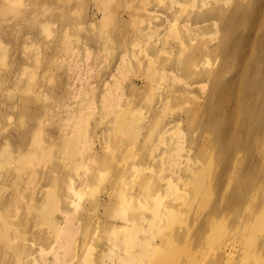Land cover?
I'll use <instances>...</instances> for the list:
<instances>
[{"label": "rangeland", "instance_id": "374dc122", "mask_svg": "<svg viewBox=\"0 0 264 264\" xmlns=\"http://www.w3.org/2000/svg\"><path fill=\"white\" fill-rule=\"evenodd\" d=\"M234 1L0 5V201L13 193L21 199L9 210L0 202V264H158L156 253L181 243L184 252L196 248L207 217L232 246L221 264L239 259L247 237L233 233L234 217L210 215L231 202L219 199L212 181L233 158L201 119L195 124L185 115L206 101L216 79L237 73L224 24L213 16L195 23ZM181 35L192 48L183 49ZM205 59L209 75L194 74ZM74 182L83 192L70 206L75 234L63 241L57 226L77 196ZM262 191L248 209L257 223L264 221ZM108 196L115 201L105 203ZM104 219L127 227L105 226ZM255 236L258 247L264 239Z\"/></svg>", "mask_w": 264, "mask_h": 264}, {"label": "bare ground", "instance_id": "6f19581e", "mask_svg": "<svg viewBox=\"0 0 264 264\" xmlns=\"http://www.w3.org/2000/svg\"><path fill=\"white\" fill-rule=\"evenodd\" d=\"M6 1L0 0V5L4 6ZM229 1L225 0V2ZM208 16L206 18L195 17L197 19L195 23L203 25L211 19L210 16H213L224 24V29L228 33L226 39L228 50L226 52L229 55L234 51L232 57L238 64L237 73L230 77L224 76V78L216 79L206 101L201 105L187 109L185 115H189L195 124H198V119H201V124L211 129L216 135L218 148L225 150L228 158H233L234 161V164H221L212 181V188L219 199L227 202L229 199L231 202L227 203L224 211L215 206L210 213L212 216L234 217L233 233L247 237L244 249L240 251L239 248V259L236 262L231 260L230 263L264 264V254L261 256L262 251L259 252L260 249H264V243L262 242L263 244L257 247L255 236L264 239V221L257 223L256 213L248 210L251 203L253 204L261 198L264 188V0H235L231 7L225 9L218 6ZM238 27L248 28V32L239 35L237 34ZM188 31L191 34L193 29L188 28ZM180 42L184 45H182L183 49L185 46L188 49L192 48L184 35H181ZM209 63V59L202 61L204 69L198 70L194 74L208 76L209 71L205 68ZM176 67L181 71L190 72L189 65H185L184 61L177 62ZM225 105L231 107L232 110L225 112ZM244 159H247V162L243 166L241 161ZM205 172L208 171L205 170ZM205 172L203 173L204 178L207 176ZM71 191L77 196L67 201L68 206L63 212V220L57 226L58 238L63 241H66L64 238L70 239V235L72 237L75 234V232L72 234L74 228L70 206L76 204L77 197H80L83 192L76 182L72 184ZM108 197L109 199L103 200L105 203L115 201L112 196ZM20 201V196L13 193L2 197L0 202L3 209L9 210L12 206L17 207ZM103 221L105 226L123 227L126 225L127 227L124 220L121 223L105 219ZM200 222L204 234H197L196 239L199 241L196 248L191 251L187 246L185 249L187 251L184 252L182 248L184 244L181 243V246H178V249L170 254L156 253L155 261L158 264H168L178 257L187 259L189 264L192 262L191 260H200L195 264H199L203 260H206L208 264L224 262V257L229 254L228 251L232 248L229 240L224 238V232L215 228V224L209 217L200 220ZM177 226L178 228L174 230L176 232L178 230L179 233L175 234V237L181 242L183 240L181 237L184 235L180 233V225ZM69 244L71 246L73 243ZM68 246L67 244L69 249ZM156 246L154 244L149 249V255L152 258ZM204 249L207 251L205 252ZM253 250H256L255 256H251Z\"/></svg>", "mask_w": 264, "mask_h": 264}]
</instances>
